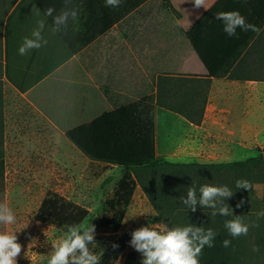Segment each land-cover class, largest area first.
<instances>
[{
  "label": "crops",
  "instance_id": "obj_1",
  "mask_svg": "<svg viewBox=\"0 0 264 264\" xmlns=\"http://www.w3.org/2000/svg\"><path fill=\"white\" fill-rule=\"evenodd\" d=\"M19 1L4 16V23ZM33 1L71 57L21 92L5 76L2 37L0 158L51 152L55 138L65 136L66 131L142 96L155 95L161 75L175 78H166L167 82L191 79L197 88L196 103L202 80L210 78L211 86L199 125L170 110L156 109L157 156L158 116L164 119L160 150L166 156L196 154L199 163H231L255 157L264 148V140L260 139L264 122H257L264 116L256 119L255 112L260 107L254 108L255 93L264 91V81L242 82L213 76L263 30L264 25L250 9L264 17V0H206L207 11L203 7L195 9L191 0H168V7L162 0H146L138 5L135 0H121L119 7H112L119 17L117 21L99 0ZM10 2L0 0V19ZM50 7L56 11L46 17ZM61 10H75L77 16L69 15L66 23L54 30L53 17ZM228 11H239L247 23L260 29L259 34L238 28L237 35L229 37L222 22L215 19L216 13ZM33 20L29 13L15 18L16 26L32 24ZM33 30L21 28L12 36V70L26 82L63 54L60 43L46 33L42 35L46 43L39 48V59L34 61L38 49L20 55L19 47Z\"/></svg>",
  "mask_w": 264,
  "mask_h": 264
},
{
  "label": "trees",
  "instance_id": "obj_2",
  "mask_svg": "<svg viewBox=\"0 0 264 264\" xmlns=\"http://www.w3.org/2000/svg\"><path fill=\"white\" fill-rule=\"evenodd\" d=\"M17 0H11L8 8L0 19V51L4 37L5 76L7 80L21 92H26L51 70L66 62L71 53L42 16L33 0H20L8 15L4 16ZM113 21L119 17L112 7L105 6V0H99ZM146 0H135V5ZM168 0L162 3L168 7ZM255 17L264 25V17L256 10L250 9ZM29 13V20L19 24L15 18ZM45 21L42 35L50 33L59 43L63 54L44 72H38L29 82L12 70L11 58L13 38L16 30L21 28L35 29L39 21ZM264 27L257 38L245 43L233 56L213 75L215 78H228L234 81H264ZM32 50L29 52L31 53ZM36 52V49L33 51ZM42 54V53H41ZM38 49L35 59H39ZM1 75V72H0ZM165 80V79H164ZM180 87L187 86L186 93L180 94L181 102L165 89L163 83L157 85L156 94L145 95L128 104L115 107L92 121L76 126L65 132V137L88 159L107 165L130 170L136 183L144 192L152 205L158 222L168 228L194 225L205 231L211 228L216 237L214 246H205L198 257L199 264H264V217L257 214L264 212V149L255 157L234 161L231 163H199V162H162L156 154V109L163 108L186 117L194 125H199L210 91L211 79L205 78L198 86V103H196V84L189 78H180ZM173 83V82H172ZM188 84V85H186ZM174 85V84H172ZM104 91V90H103ZM105 92V91H104ZM237 180H247L252 188L238 189ZM263 186V194L258 198L254 185ZM202 185L227 186L233 195L222 204L229 207L232 213L222 216L218 212L213 215V209L196 206L192 211L181 202L186 198L189 187H195L197 198ZM124 185L119 186L112 199L106 202L107 216L100 219L95 229V240L88 245L89 250L96 254L99 264H115L131 241V231L118 234L126 208L129 204L132 188L124 191ZM242 206L237 207L241 201ZM240 216L243 223L249 225L246 236L233 238L225 228V221ZM231 241L229 247L223 246V241ZM116 245L117 247H114ZM258 246L259 252L253 247Z\"/></svg>",
  "mask_w": 264,
  "mask_h": 264
},
{
  "label": "rangeland",
  "instance_id": "obj_3",
  "mask_svg": "<svg viewBox=\"0 0 264 264\" xmlns=\"http://www.w3.org/2000/svg\"><path fill=\"white\" fill-rule=\"evenodd\" d=\"M166 78L175 80L161 75L157 85ZM176 79V83L179 82L180 78ZM163 85L175 94V100L181 99L180 94L187 90V86L184 90L175 82ZM255 98L254 108L260 107L255 112L258 119L264 116V91H257ZM157 119L158 159L162 162H196V154L164 155L160 150L164 119L160 116ZM257 122L263 123L264 117ZM260 139L264 140V134ZM54 143L55 148L46 154L0 158V204H6L16 217L13 224L0 223V233L16 235L22 249L16 258L17 264H48L52 243L65 235L67 225H94L97 229L100 219L107 216L106 202L121 185L125 192L129 188L132 192L119 235L142 226L164 227L156 221L152 205L130 170L88 159L63 135L55 138ZM254 191L261 198L263 186L254 185ZM142 260V254L129 243L115 264H142Z\"/></svg>",
  "mask_w": 264,
  "mask_h": 264
},
{
  "label": "clouds",
  "instance_id": "obj_4",
  "mask_svg": "<svg viewBox=\"0 0 264 264\" xmlns=\"http://www.w3.org/2000/svg\"><path fill=\"white\" fill-rule=\"evenodd\" d=\"M193 7L199 9L203 7L206 11L208 6L206 0H191ZM121 0H105L106 7H119ZM56 10L48 8L45 12L46 17H52ZM69 15L73 18L77 12L71 13L61 10L59 15L53 17L54 30L58 26L65 24ZM215 19L223 24V31L229 36L237 35V29L242 31H252L259 34L260 29L253 24L246 22V19L239 11L218 12ZM45 21L38 22L31 37H25L18 52L20 55H26L30 50L39 49L43 43H46L42 37V31ZM238 189L252 188V184L247 180H237ZM200 196L197 198L195 187H189L186 198L181 197V202L187 205L192 211L196 206L213 209V215L217 212L222 216H229L232 213L227 205H223V200H227L233 195V192L227 186L202 185L199 189ZM242 200L237 207L242 206ZM264 217V212L257 214ZM16 217L12 210L6 204H0V223L10 225L15 223ZM126 222V221H124ZM123 223V222H122ZM67 232L56 242L52 243L53 251L48 260V264H99L96 254H93L88 245L95 240V226L67 225ZM225 228L233 238L246 236L249 231V225L242 222L240 216L235 219L225 221ZM216 233L211 229L205 231L202 227L189 225L185 227L158 225L142 226L131 233L130 245L142 254V264H199L198 257L201 255L205 246L213 247ZM224 247H229L230 240L225 239ZM114 247H117L114 245ZM21 245L17 242L15 234L0 233V264H17L16 258L21 253ZM259 247L254 246L253 251L259 252Z\"/></svg>",
  "mask_w": 264,
  "mask_h": 264
}]
</instances>
